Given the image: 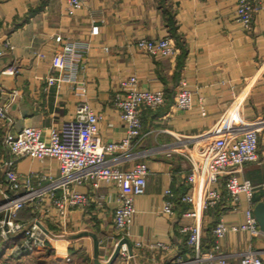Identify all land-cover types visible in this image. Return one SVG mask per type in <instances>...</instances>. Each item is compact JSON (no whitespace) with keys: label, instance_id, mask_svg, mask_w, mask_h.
<instances>
[{"label":"crops","instance_id":"crops-1","mask_svg":"<svg viewBox=\"0 0 264 264\" xmlns=\"http://www.w3.org/2000/svg\"><path fill=\"white\" fill-rule=\"evenodd\" d=\"M235 3L88 0L67 14V0H0V103L11 118L0 117V199L10 192L5 170L13 154L1 142L6 132L33 125L47 135L50 128L73 115L78 101H85L101 116L98 133L102 140L118 141L126 130L114 98L123 92L119 80L134 75L140 88H163L165 103L142 109L143 134L133 147L106 155L120 169L136 161H145L149 168L144 192L135 197L129 256L117 255L111 264H167L185 248V235L179 229L197 221L181 214L189 204L177 203L172 215L155 210L163 205L166 188L174 194L191 191L184 183L192 163L189 154L206 142L225 115L232 118L235 114L242 125L262 122L258 158L237 172L239 180L253 184L254 205L260 201L264 192V8L252 16L250 29L245 30L234 18ZM93 26H97L96 33ZM161 36L172 38L174 55L152 54L136 46L140 38ZM63 44H71L77 54L57 65L56 54ZM180 86L192 92L189 110L175 105ZM13 166L29 174L34 185L41 173L57 174L52 158L22 156ZM224 180L214 184L223 198L204 210L199 220L205 247L211 243L217 214L226 205ZM76 189L90 194L91 202L85 208H71L65 222L51 206L48 213L40 205L23 207L17 218L25 221L37 214L47 238L32 252L17 254L13 247L20 234L0 236V264H106L118 243L113 227L117 190L104 183L93 187L91 182ZM247 206L242 195L238 210L224 214L225 224L241 223ZM157 239L169 240L174 248H150L148 243ZM135 240L142 245L135 246ZM262 248L264 234L230 231L220 239V249L233 262L247 249Z\"/></svg>","mask_w":264,"mask_h":264},{"label":"built area","instance_id":"built-area-1","mask_svg":"<svg viewBox=\"0 0 264 264\" xmlns=\"http://www.w3.org/2000/svg\"><path fill=\"white\" fill-rule=\"evenodd\" d=\"M67 1L65 11L73 14L88 0ZM263 8L264 0H236L234 18L243 29L248 30L252 16ZM97 30V26H93L92 32L96 33ZM55 39L61 41V36L56 35ZM136 46L165 57L176 52V45L169 36L140 38L136 41ZM76 54L71 44H63L62 50L56 54L55 62L62 65L65 57L74 58ZM119 84L123 92L115 96L114 105L125 124L126 135L118 141L102 140L98 133L101 116L85 101H78L73 115L61 120L58 126L50 128L47 135H44L41 128L27 125L16 133L6 132L3 136L1 142L11 151L13 157L6 162L5 174L10 192L3 193L0 199V236L6 238L20 234L21 239L13 247L15 253L32 252L47 238L37 214L23 221L17 218L18 212L25 206L35 209L40 205L45 210L44 213H48V206H51L62 222H65L71 208H85L90 204V194L76 189V186L86 182H91L93 187L104 183L116 188L118 203L113 210V227L118 234V241L129 238L132 217L136 210L135 197L144 192L149 168L145 161H136L130 168L120 169L106 155L116 150L128 149L137 143L143 134L142 109H154L163 105L165 93L161 87H138L134 75L121 78ZM1 91L2 88L0 94ZM175 105L179 109H191V90L180 86L175 95ZM0 117L11 121L1 103ZM236 117L235 114L232 118L223 116L217 128L207 135L206 142L199 144L196 151L189 154L192 163L184 177V183L191 187V191L174 194L171 188H166L164 203L155 210L160 215H172L177 203L189 204L190 207L181 214L197 220L180 227V232L185 235V248L178 250L167 264H264V248L243 251L237 262L231 261L230 256L220 249V239L230 231L264 234L253 214V184L248 179L239 180L237 176L245 163L258 158V135L262 122L242 125L235 120ZM231 119L234 122H229ZM171 151L168 150L167 154ZM22 156L39 160L54 159L57 174L41 173L38 184H32L29 174H22L13 166ZM223 177L226 205L211 228V243L202 248L203 234L199 220L204 210L216 205L223 198V192L214 186ZM242 195L249 202V206L244 209L243 221L226 225L224 214L238 210ZM261 200L264 201V192ZM134 245L142 244L135 240ZM148 246L163 250L174 248L169 240L162 239L153 240ZM128 250L127 244L123 242L118 255L128 258Z\"/></svg>","mask_w":264,"mask_h":264},{"label":"water","instance_id":"water-1","mask_svg":"<svg viewBox=\"0 0 264 264\" xmlns=\"http://www.w3.org/2000/svg\"><path fill=\"white\" fill-rule=\"evenodd\" d=\"M253 214L258 222L259 228L264 232V201L260 200L258 201L253 208ZM125 242L130 249V243L127 238H122L118 241L113 253L111 254L110 258L108 259L106 264H111L114 259L118 255L119 247L121 243ZM98 264V263H97Z\"/></svg>","mask_w":264,"mask_h":264},{"label":"trees","instance_id":"trees-1","mask_svg":"<svg viewBox=\"0 0 264 264\" xmlns=\"http://www.w3.org/2000/svg\"><path fill=\"white\" fill-rule=\"evenodd\" d=\"M219 213H220V211L218 212V214L217 215H219ZM202 248H206L205 246H202Z\"/></svg>","mask_w":264,"mask_h":264}]
</instances>
